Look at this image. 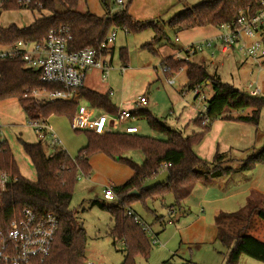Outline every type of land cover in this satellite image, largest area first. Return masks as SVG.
Listing matches in <instances>:
<instances>
[{"label":"trees","instance_id":"1","mask_svg":"<svg viewBox=\"0 0 264 264\" xmlns=\"http://www.w3.org/2000/svg\"><path fill=\"white\" fill-rule=\"evenodd\" d=\"M50 13L42 16L27 27L12 24L0 27V41L10 44L19 40L41 41L51 30L67 28L72 36L69 44L71 51H79L86 47H100L112 28H124L127 32H137L153 25L156 34L153 42L162 38L160 27L154 22L135 20L128 12L132 0H123L122 7L115 12L98 16L91 12L78 9V0H40ZM104 6L109 4L102 0ZM264 0H212L185 8L174 16L169 24L175 31L189 30L200 26L218 27L224 23H232L242 14H255L264 6ZM148 47L152 49V44ZM109 48L105 53H109ZM121 59H127V53L121 52ZM168 77L186 70L187 87L193 89L206 82L212 86L213 96L207 103L205 117L200 115L195 120L200 131L184 137L157 120L147 110L134 111L138 118H146L149 126L167 136L160 140L138 134L109 132L96 134L86 131L87 145L78 151L75 158L71 157L62 147H53L51 153L48 145L22 142L24 151L32 162L37 181L32 182L21 175L19 167L7 141H3L0 150V171L10 174V180L4 190L0 189V221L8 223L15 214L24 208L38 212L50 211L59 218V230L55 237L52 252L44 261L34 264H85L84 249L86 232L77 225L75 216L70 210L79 173L89 176L92 171L90 160L98 154L124 161L132 169L131 177L122 185L113 186L117 202L106 205L96 201L100 207L107 209L113 219L114 228L111 232L115 240L124 241L127 252L123 264H137L136 257L141 255L148 259L151 243L146 231L135 217L129 215L131 205L147 199L162 198L167 194L174 196L175 204H181L191 195L198 183L207 184L211 180L229 175L238 170L221 166L223 155L217 154L213 162L200 158L194 147L204 139L210 131L212 123L217 119L259 124L264 108V97L251 98L234 85L223 82L211 75L207 69L190 61L168 57L162 62ZM58 84H45L40 80V73L30 69L20 60L0 61V101L17 98L29 120H47L53 115L67 116L72 119L81 101L86 100L92 107L109 113H116L117 107L108 94H101L85 87L80 90V100L44 101L25 97L35 90L61 89ZM43 101V99H42ZM241 112V113H240ZM245 112V113H242ZM139 150L144 155L142 165L125 159L127 151ZM162 163L171 164L166 170L170 173L168 181L153 189L143 188L146 180L160 173ZM264 163V147L252 152L244 161L240 171H251ZM264 222V208L254 206L251 200L235 213H220L216 216L217 236L227 248L226 264H238L243 255L264 263V242L246 234L252 224L253 215ZM228 225V226H227ZM164 264H170L165 262ZM183 264H196L186 261Z\"/></svg>","mask_w":264,"mask_h":264},{"label":"rangeland","instance_id":"2","mask_svg":"<svg viewBox=\"0 0 264 264\" xmlns=\"http://www.w3.org/2000/svg\"><path fill=\"white\" fill-rule=\"evenodd\" d=\"M105 1L109 4V8L104 6L102 0H78V9L82 12L106 15L122 7L116 0ZM209 1L212 0H132L128 12L135 20L156 23L161 29L162 38L157 42H153L156 34V29L153 25L137 32H126L124 28L111 29L109 34L113 31L117 33L116 41L112 45L114 46L112 47L113 51L111 50L113 53L112 63H110L111 54L106 57V60L113 67L107 79V86L114 93L112 97L113 103L117 102L116 105L121 106L129 104L127 105L128 108L136 109V105L132 102L141 96H145L149 101L145 109L147 108L146 110L152 116L166 126L179 130L184 137L200 131L199 126L195 124V120L199 115L208 119L205 116V107L207 108V103L213 95L211 85H207L206 82L201 83V95L196 97L195 91L187 87V71L182 70L174 74L173 77H168L165 73L166 70L162 67V62L171 55H178L180 59L188 58L194 61L201 55L208 58L207 53L214 51V49H205L203 53L191 57H187L184 53L176 54L178 47L215 38L220 33L218 27L200 26L189 30L175 31L171 29L169 24L170 20L186 7L191 8ZM125 3H127L126 0ZM42 14L48 15L50 13L46 10L33 16L23 10L4 12L1 16L0 24L2 27H8L12 24L19 27H27L41 18ZM177 37L180 40L178 42L176 41ZM149 43L152 44V49L148 47ZM239 49L240 46L236 48L232 57L225 61L226 65L220 73L221 80L234 85L245 93L257 90V97L263 98L264 63L262 66H258L257 61ZM122 51L127 53L126 60L121 59ZM205 65L207 71L212 74L213 68L210 66L209 61H206ZM123 67H126L125 70L128 69L129 71L125 75L120 73V70L123 71ZM170 78L174 79L173 84L169 83L168 80ZM250 84H252L251 87ZM104 85L101 86L105 88L106 85ZM28 98L31 99L32 96L29 94ZM38 100L40 102L46 101ZM0 121L2 123L1 134L3 140L9 144L21 175L32 182H36V170L26 155L22 142L36 143L40 142V139L30 127V120L27 118L17 98L0 101ZM49 123L60 138L61 147L71 157L75 158L78 151L87 145L88 139L85 132L74 131L71 127V119L67 116L53 115L49 118ZM135 125L139 129L138 135L160 140L167 139L164 133L152 129L144 117L138 118ZM257 127L264 134V108ZM224 133L226 134V131ZM262 147H264V144L255 151L260 150ZM52 148L48 144L49 153H51ZM123 157L132 160L137 165L144 163V155L139 150L127 151L123 154ZM225 159L222 163L223 167H230L241 172L240 168L243 162L238 164L233 156H231V159L230 157ZM259 165L262 166H259L257 173L254 171V174H258L256 179H259V183L262 185L264 184V163ZM131 175L132 169L127 163L104 154L94 158L93 168L89 176L79 173V179L70 203V210L75 216L77 225L86 232L85 263L123 264L127 252L126 245L122 240H115L111 234L114 228V219L111 213L95 202H103L106 205L116 203L117 199L105 200L104 190L113 185L124 184ZM237 181L239 180L237 179ZM250 183H254V179H251ZM238 185H247V181L241 179ZM163 198L156 200L147 199L145 203L136 202L131 205L137 216L153 230V233L156 232L158 234L156 237L158 242L154 244L151 236L146 232L152 247L151 253L148 259L141 255L137 256L136 263L164 264L169 262L170 264H180L181 261L178 257H183L186 261L196 264H226L228 250L220 242L218 236L214 235L216 234L217 226L213 219L209 218V224L207 223V225L201 223L188 231L189 234L198 231V235H202L204 238L209 237L207 240L197 241L199 243L182 244L181 237L176 231V243L174 236L171 244L166 243L164 237L166 235L172 236L173 230L176 228L175 225L178 224H176L174 217L168 215L167 210L170 205L173 206L170 209L172 208L174 211L177 210V207L172 194H167ZM188 213L192 215V213ZM194 213L203 214L199 208ZM207 214H209V211ZM170 220L172 223L169 222ZM246 234L264 242V222L256 216V212ZM179 248L181 250L178 256L173 255V252ZM238 264L264 263L243 255Z\"/></svg>","mask_w":264,"mask_h":264},{"label":"built area","instance_id":"3","mask_svg":"<svg viewBox=\"0 0 264 264\" xmlns=\"http://www.w3.org/2000/svg\"><path fill=\"white\" fill-rule=\"evenodd\" d=\"M122 5L123 0H116ZM264 3V2H263ZM23 10L31 15L46 11L40 0H0V21L4 12ZM45 15V14H44ZM0 27L1 24H0ZM220 33L215 38L190 44L182 52L187 57L203 53L205 49L219 51L222 61L232 57L236 48L257 61L258 66L264 63V6L255 14H242L232 23L218 26ZM127 32V31H126ZM117 33L113 31L100 44V47H86L79 51H71L69 44L72 36L67 28L54 29L41 41L19 40L10 44L0 41V61H22L26 67L39 71L40 80L45 84H58L61 89L35 90L30 96L46 101H73L80 96L84 88L87 75L94 71H101V78L106 80L112 66L106 60L105 51L115 43ZM124 70V69H123ZM166 70V69H165ZM170 84L174 79L170 78ZM252 84H250V87ZM201 84L195 86L196 97L201 95ZM257 96L258 91L251 92ZM113 94V92H111ZM29 94L25 95L28 97ZM205 99V98H204ZM137 111L145 109L148 99L139 97L133 102ZM207 112V108L205 107ZM136 116L133 111L120 106L116 113H97L96 108L80 105L71 119V127L76 132H94L105 134L119 132L137 134L139 129L133 123ZM208 122V119H205ZM40 142L48 141L52 147H61V140L53 131L47 120H30ZM2 123L0 121V150L3 138L1 137ZM171 164L162 163L160 173ZM10 174L0 171V189L4 190L10 180ZM105 200H115L116 195L112 187L104 190ZM129 215H135L128 210ZM136 221L149 233L154 244L157 243L151 228L137 215ZM59 230V218L50 211L38 212L31 208H24L15 214L8 222L0 221V264H34L43 261L52 252L55 237ZM85 264H94L91 262Z\"/></svg>","mask_w":264,"mask_h":264},{"label":"crops","instance_id":"4","mask_svg":"<svg viewBox=\"0 0 264 264\" xmlns=\"http://www.w3.org/2000/svg\"><path fill=\"white\" fill-rule=\"evenodd\" d=\"M95 15L104 16V14L100 15L98 13ZM33 16H35V14ZM41 16H47V15L42 14ZM176 41L177 42L180 41L178 37L176 38ZM186 45L178 47L176 50L177 51L176 54L177 53L182 54L183 53L182 50ZM211 53L212 52L207 53L208 58H206L204 55H201V57H197V59L194 61L190 59L189 60L194 63L204 66L206 69L207 67L205 65V62L209 61L210 66L213 68V73L212 74L210 73V74L222 79L220 76L221 75L220 73L223 71L226 65L225 61L230 58L226 59L225 61H221L219 51H216L215 56H212ZM108 55H110V63H112L113 53L110 51L109 53H107L105 57H107ZM170 57H174L177 59L179 58L178 55H171ZM125 68L126 67H123L124 70ZM112 70H113V67H112ZM124 70L123 71L120 70V73L122 75H125L126 73L129 72L128 69H126L125 71ZM101 74L102 73L100 70H94L90 72L87 75L84 87L86 89H91L101 94H108L112 100L114 93L111 94V92L113 91H111V88L110 87L108 88L107 86L108 78L106 80H103L101 78ZM103 84L106 85V86L104 85L105 88L101 86ZM207 85H210V84H207ZM78 99L80 100V96L78 97ZM116 104L117 102L114 104L117 108L121 106V105H116ZM148 104H149V101H148ZM80 105L91 106L86 100L81 101ZM127 105H123L122 107L125 109H129L133 112L138 110L137 107L136 109L135 108L130 109L128 108ZM96 110L99 113H103V112L109 113L107 111L100 110V109H96ZM242 113H245V112H242ZM109 114H114V113H109ZM137 119L138 117H136V119L133 120L134 124ZM47 122L49 123V118L47 119ZM49 125L52 127L50 123ZM257 126L250 124V123L237 122V121H226L223 119H217L212 123L211 129L208 132L209 134H207V136L204 137L202 142H200L198 145L194 147V152L200 158H202L203 160H206L207 162H213L217 154L223 155L224 158H223V161L221 162V166L223 165L222 163L226 160L225 158L230 157L231 159V156H233L235 159V162L239 164V162H243L251 154V152H254L255 150H257L259 147H261L264 144V137H262L264 134L261 131V129ZM225 131H226V134L224 133ZM1 133H2V129H1ZM1 137L3 138L2 134H1ZM47 143L48 141H45L44 144L48 145ZM101 155L103 154H98L91 158L90 164L92 168H93L94 158H97L98 156H101ZM238 164H236V166H238ZM259 166H262V165L256 166L251 171H241V172L236 171L229 175H225V176L216 178L214 180H211L207 184L198 183L196 187L194 188L193 192L191 193V195L181 204V206L175 205L177 207L176 211H174L172 208L170 209V207H173L172 205H170V207L167 210V213L170 217H174L176 224L177 223L178 224L175 225L176 228L173 230L174 233L172 234V236L166 235L164 237L166 243L171 244V242L173 241V236H174V240L176 243V238H175L176 231L181 237L182 244L183 243H187V244L199 243V242L207 240L209 238L208 234H207L208 238H204L202 237V235H198L199 234L197 233L198 231H194L191 234H189L188 231L192 229L195 225H198L201 223H204L205 225H207L210 219L211 220L213 219L215 221L216 216L220 213L230 214V213H235L241 210L247 205L249 200H251V203L254 206H259V207L264 208V184L260 185L259 179H256L258 174L257 175L254 174V171L257 173ZM226 168H230V167H226ZM237 179L239 181H237ZM241 179H243L244 181L246 180L247 185H241V186L238 185ZM251 179H254V183L252 184L250 183ZM113 186H117V185H113ZM156 199L157 198H154L152 200H156ZM160 199H164V198L162 197ZM197 208L201 209L203 214H195L194 212L196 211ZM132 211L136 214L135 210L132 209ZM208 211H209V214H207ZM188 212L192 213V215L191 214L189 215ZM157 219H160V218H157ZM169 222L172 223L171 220ZM153 234L155 236L156 241L158 242L156 238L158 234H156V232ZM196 235H198L197 238H195ZM214 235L217 237V230H216V234ZM214 235H212V237H214ZM171 249H170V252L172 253ZM180 250L181 248L177 249L175 252H173V255L178 256V253ZM178 258L181 261L180 264H183L186 262L185 258L183 257H178Z\"/></svg>","mask_w":264,"mask_h":264},{"label":"water","instance_id":"5","mask_svg":"<svg viewBox=\"0 0 264 264\" xmlns=\"http://www.w3.org/2000/svg\"><path fill=\"white\" fill-rule=\"evenodd\" d=\"M245 95L248 97H251V98L256 97V95L249 93V92H246ZM169 177H170V173L167 170L162 171L161 173H159L154 178L146 180L143 184V188L150 190V189H153L159 185H163L168 181Z\"/></svg>","mask_w":264,"mask_h":264}]
</instances>
